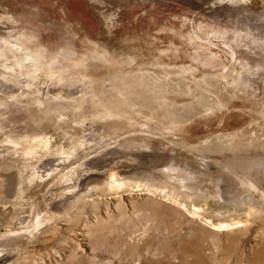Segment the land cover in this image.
<instances>
[{
	"label": "rangeland",
	"instance_id": "1",
	"mask_svg": "<svg viewBox=\"0 0 264 264\" xmlns=\"http://www.w3.org/2000/svg\"><path fill=\"white\" fill-rule=\"evenodd\" d=\"M0 264H264V0H0Z\"/></svg>",
	"mask_w": 264,
	"mask_h": 264
}]
</instances>
